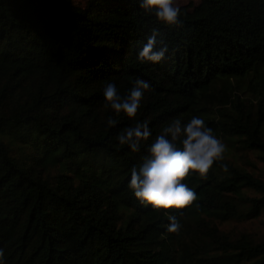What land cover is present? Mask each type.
Returning a JSON list of instances; mask_svg holds the SVG:
<instances>
[{
  "label": "trees",
  "instance_id": "1",
  "mask_svg": "<svg viewBox=\"0 0 264 264\" xmlns=\"http://www.w3.org/2000/svg\"><path fill=\"white\" fill-rule=\"evenodd\" d=\"M179 7L183 26L170 28L139 0H0V264H264V238L221 228L264 213V177L230 157L264 165V0ZM154 30L168 52L141 63ZM137 79L150 89L135 117L106 106L109 83L123 98ZM192 117L226 145L224 160L183 181L192 206L142 204L131 169L164 127ZM137 123L151 136L133 152L117 136Z\"/></svg>",
  "mask_w": 264,
  "mask_h": 264
},
{
  "label": "clouds",
  "instance_id": "2",
  "mask_svg": "<svg viewBox=\"0 0 264 264\" xmlns=\"http://www.w3.org/2000/svg\"><path fill=\"white\" fill-rule=\"evenodd\" d=\"M139 8L146 14H154L157 22L170 28L183 26L181 9L176 0H139ZM159 35L154 30L138 51L137 59L141 63H159L164 59L168 47L163 39L158 40ZM148 89L149 82L137 79L130 94L122 98L115 84L109 83L104 89L106 106L117 114L123 112L127 117L133 118L140 107L144 90ZM107 123L113 126L117 121L109 118ZM150 136L151 130L147 123H137L134 127L126 128L117 136V140L121 145H128L133 152H138L142 141ZM178 143L182 147H178ZM225 151L226 145L213 134L211 128L205 126L203 119L192 117L183 126L179 119H174L151 143L149 155L144 158L141 166L131 169L129 188L142 204L151 205L156 210L188 208L196 202L197 194L183 181L191 173L206 179L214 163L224 160ZM221 167L225 172L228 171L226 164H221ZM165 215L169 219L167 231L179 233L181 224L176 216L167 212ZM3 257L4 251L0 249V261Z\"/></svg>",
  "mask_w": 264,
  "mask_h": 264
},
{
  "label": "rangeland",
  "instance_id": "3",
  "mask_svg": "<svg viewBox=\"0 0 264 264\" xmlns=\"http://www.w3.org/2000/svg\"><path fill=\"white\" fill-rule=\"evenodd\" d=\"M74 2L80 3L81 0H73ZM196 2L197 0H176L177 6L185 4L187 2ZM232 161H235L243 169L252 172L256 177H264V165L256 158L255 153L247 152L243 157L241 153L235 151L230 152ZM223 230L233 232H246L250 236L256 238H264V213H261L257 218L242 221V222H227L222 224Z\"/></svg>",
  "mask_w": 264,
  "mask_h": 264
}]
</instances>
